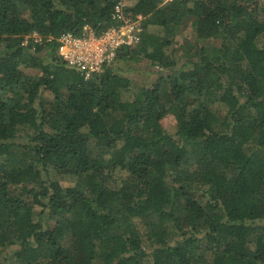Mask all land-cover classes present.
<instances>
[{"label":"trees","instance_id":"obj_1","mask_svg":"<svg viewBox=\"0 0 264 264\" xmlns=\"http://www.w3.org/2000/svg\"><path fill=\"white\" fill-rule=\"evenodd\" d=\"M118 1L0 0V264H264V0H126L86 79L59 37Z\"/></svg>","mask_w":264,"mask_h":264},{"label":"built area","instance_id":"obj_2","mask_svg":"<svg viewBox=\"0 0 264 264\" xmlns=\"http://www.w3.org/2000/svg\"><path fill=\"white\" fill-rule=\"evenodd\" d=\"M125 8L126 0H119L113 13L116 24L99 34L90 26H85L81 35L64 32L59 37V55L69 66L78 69L86 79L102 72L105 65L116 58L121 48L136 46L141 40L143 16H132ZM31 36L35 41L41 39L38 34L29 35L25 38V44Z\"/></svg>","mask_w":264,"mask_h":264},{"label":"rangeland","instance_id":"obj_3","mask_svg":"<svg viewBox=\"0 0 264 264\" xmlns=\"http://www.w3.org/2000/svg\"><path fill=\"white\" fill-rule=\"evenodd\" d=\"M191 19L186 20L185 29L182 34V36H188L190 34L191 30ZM30 38H33L32 36ZM29 38V39H30ZM158 70V68L150 66L148 62L143 61L136 65V69L134 72L130 74L131 78L134 80L135 83H140L141 81H147L151 79H155L158 76V73L155 71ZM165 71H167L165 69ZM162 123L164 125V128L167 131L175 132L177 128V122L173 115H168L162 120ZM62 184L65 186L73 185L74 180L69 178L68 176L63 177Z\"/></svg>","mask_w":264,"mask_h":264},{"label":"clouds","instance_id":"obj_4","mask_svg":"<svg viewBox=\"0 0 264 264\" xmlns=\"http://www.w3.org/2000/svg\"><path fill=\"white\" fill-rule=\"evenodd\" d=\"M33 35V34H32ZM27 36H29V35H27Z\"/></svg>","mask_w":264,"mask_h":264}]
</instances>
